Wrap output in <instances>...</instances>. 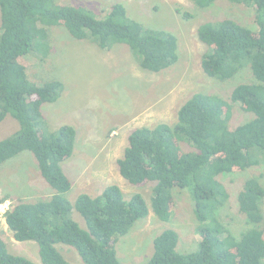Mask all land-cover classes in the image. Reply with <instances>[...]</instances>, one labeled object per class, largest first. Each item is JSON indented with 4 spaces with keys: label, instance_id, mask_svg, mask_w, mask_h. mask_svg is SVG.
<instances>
[{
    "label": "trees",
    "instance_id": "16d2710c",
    "mask_svg": "<svg viewBox=\"0 0 264 264\" xmlns=\"http://www.w3.org/2000/svg\"><path fill=\"white\" fill-rule=\"evenodd\" d=\"M193 1L208 8L218 0ZM228 1L252 6L258 29L232 19L203 23L198 29L207 46L202 69L225 81L249 67L257 81L239 84L227 99L195 93L179 108L174 124L135 128L117 161L130 184H154L151 208L161 221L173 215L174 189H187L193 201L197 250L178 252V233L167 229L155 237L153 255L145 264H264V187L257 178L248 179L237 196L239 211L253 227L237 237L220 218L229 192L219 177L264 164V0ZM0 15V123L8 117L19 123L13 135L0 140V166L31 152L53 189L47 200L13 202L4 214L8 229L16 241L38 243L42 264H71L57 244L74 247L84 264H121L117 242L149 215L148 204L139 193L126 198L115 184L97 196L82 193L75 201L68 199L72 185L61 164L73 155L76 130L69 125L46 129L42 106L56 102L63 85L58 80L32 81L28 59L32 53L46 58L51 52L49 28L64 26L74 38L90 39L105 50L125 44L141 68L159 73L178 62V38L130 18L121 3L97 17L84 6L56 0H0ZM235 106L255 118L231 128ZM8 200L4 197L0 204ZM74 210L86 229L73 219ZM0 264L36 263L11 254L0 236Z\"/></svg>",
    "mask_w": 264,
    "mask_h": 264
},
{
    "label": "rangeland",
    "instance_id": "374dc122",
    "mask_svg": "<svg viewBox=\"0 0 264 264\" xmlns=\"http://www.w3.org/2000/svg\"><path fill=\"white\" fill-rule=\"evenodd\" d=\"M56 3L84 6L97 17L105 15L113 4L121 3L130 18L177 36L178 62L155 73L141 68L125 44H115L105 50L90 39L74 38L64 26H53L48 30L51 52L44 59L32 53L28 74L37 83L58 80L63 85L59 99L44 104L42 113L47 130L54 131L63 125L76 130L73 155L61 164L72 185L68 199L75 201L82 193L97 196L106 186L115 184L126 198L139 193L148 204L149 215L137 221L117 242L121 264L148 262L154 252L155 237L167 229L178 233V252L196 251L200 238L189 191L173 190L176 203L173 215L170 221H161L151 208L154 184H130L120 175L117 161L123 156L135 128L174 124L179 108L195 93L216 94L227 99L239 84L257 81L249 67L225 81L208 77L201 66L207 46L198 38V29L203 23L222 19H232L257 30L254 8L228 0H218L208 8L198 7L193 0H56ZM254 118L253 113L235 106L230 126L234 128ZM18 129L15 119L6 118L0 123V140ZM251 178H257L264 187V164L219 177L229 192L220 218L237 237L253 227L239 211L237 200L244 183ZM52 194L53 189L42 177L33 153L22 152L0 166V199L9 198L0 204V236L11 254L42 264L38 243L16 241L4 214L13 202L47 200ZM261 207L264 213V199ZM72 217L81 228H87L79 212L74 210ZM56 247L71 264H84L74 247L65 244Z\"/></svg>",
    "mask_w": 264,
    "mask_h": 264
}]
</instances>
